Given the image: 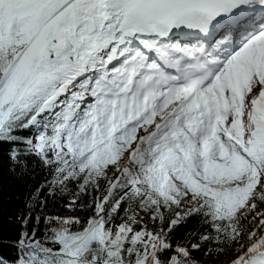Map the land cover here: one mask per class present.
<instances>
[{
  "label": "snow or ice",
  "instance_id": "6c2138e0",
  "mask_svg": "<svg viewBox=\"0 0 264 264\" xmlns=\"http://www.w3.org/2000/svg\"><path fill=\"white\" fill-rule=\"evenodd\" d=\"M0 144L79 182L69 210L106 185L85 222L22 230L13 264H200L233 242L230 264H264V0H0ZM193 215L211 232L173 245Z\"/></svg>",
  "mask_w": 264,
  "mask_h": 264
},
{
  "label": "trees",
  "instance_id": "16d2710c",
  "mask_svg": "<svg viewBox=\"0 0 264 264\" xmlns=\"http://www.w3.org/2000/svg\"><path fill=\"white\" fill-rule=\"evenodd\" d=\"M25 161L26 168L23 165H14L9 157V146L0 144V259L13 264L17 258V249L14 247L15 242L19 239L22 230H27L29 233L35 228L37 236H42L45 229V217H56L59 208L67 210V205L71 202L73 196L78 192L77 181H69L67 188L61 191L59 188H53L48 182L52 179L51 170L45 167L37 157L29 156L22 157ZM14 169V171H13ZM101 191L97 192L92 189L88 194H81L74 206L76 210L72 211L69 217H79L82 222H85L88 217L94 215V201L97 196L106 194L105 181H99ZM92 202L93 208H88L87 205ZM85 207L80 209V205ZM31 205V206H29ZM125 205H121L119 214L115 219V223H121L119 215L124 212ZM259 208H264V204L258 203ZM57 210V211H56ZM175 211H179L176 209ZM31 213V219L28 220L27 228L22 227V220ZM175 213H165L166 219L163 227L167 229L168 221L174 218ZM144 216V213L143 215ZM39 217L37 224L36 218ZM145 218H148L145 216ZM251 219V217H249ZM258 219V218H257ZM254 223L242 222L244 231H251ZM54 223L49 227H56ZM77 226L73 225V230ZM139 227V225H137ZM152 227V226H151ZM206 231L211 232L207 224H201V218L198 216H190L185 223L173 229L170 233L172 243L177 242L191 247L193 243H200V235ZM191 234V235H189ZM225 245L224 251L218 255L205 256L204 252L208 247L215 249V243L201 244L198 251H193V257L198 260L205 257L223 258L228 256L232 246ZM201 264V263H200ZM210 264H222L215 262ZM223 264H230L223 263Z\"/></svg>",
  "mask_w": 264,
  "mask_h": 264
},
{
  "label": "rangeland",
  "instance_id": "374dc122",
  "mask_svg": "<svg viewBox=\"0 0 264 264\" xmlns=\"http://www.w3.org/2000/svg\"><path fill=\"white\" fill-rule=\"evenodd\" d=\"M70 213H72V210H68V212H64V213H63V214H64V217H66V215H68V214H70ZM58 215H59V214H58ZM140 215H143V213L141 212ZM258 219H259V218H258ZM258 219H257L256 223H258ZM144 222H145L146 224H148L149 227L152 226V224H151V222H150V220H149L148 218H145V219H144ZM254 227H255V224H253L251 231L253 230ZM248 232H249V231H244V230H243V236L240 238V243L244 244L245 246H247L248 244L251 243V241H249V239H248V235H247ZM239 247H240V244L235 243V244L232 246V250H230L228 256H226V257H223V258H220V259L217 258V257H205V258H200V259H198V261H199L201 264H210V263H215V262H218V261L221 262L222 264H223V263L231 262V261L235 258V250H236L237 248H239Z\"/></svg>",
  "mask_w": 264,
  "mask_h": 264
},
{
  "label": "bare ground",
  "instance_id": "6f19581e",
  "mask_svg": "<svg viewBox=\"0 0 264 264\" xmlns=\"http://www.w3.org/2000/svg\"><path fill=\"white\" fill-rule=\"evenodd\" d=\"M68 210H69V208H67V210H63L62 208H59L58 209V211H57V213H56V217H64V212H68ZM73 211V210H72ZM59 214V215H58ZM72 215V213H70V214H68V215H66V217H69V216H71Z\"/></svg>",
  "mask_w": 264,
  "mask_h": 264
}]
</instances>
